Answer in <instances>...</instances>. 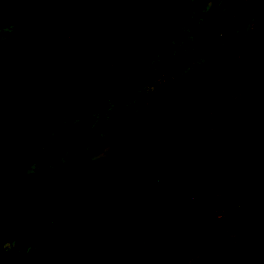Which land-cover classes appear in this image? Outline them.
Returning <instances> with one entry per match:
<instances>
[{
	"label": "rangeland",
	"instance_id": "rangeland-1",
	"mask_svg": "<svg viewBox=\"0 0 264 264\" xmlns=\"http://www.w3.org/2000/svg\"><path fill=\"white\" fill-rule=\"evenodd\" d=\"M246 1L188 0L184 10L175 14L174 27L162 43L147 53L154 76L164 82L166 100L157 109H147L140 103L137 86H134V95L128 92L127 97L124 94L121 100L114 102L117 111L128 116L118 120L121 130H113L100 143L85 150L70 147L66 135L68 127L76 126L82 113H70L61 104L52 107L53 120L48 132L34 147H24L19 156L23 161L16 165L18 173L11 175L13 171L7 172L4 178H0L6 200L13 209L20 213L24 209L19 180H27L41 168L51 174L70 175L81 186L84 193L76 203L78 213H83L96 199L110 207L156 211L185 202L198 190L217 195L243 193L245 199L250 193L254 195L256 206L247 203L235 206L228 231L234 238L241 227V238H244L247 225L261 217L260 208H264V166L247 163L239 167L234 162L239 138V79L244 67L225 60H212L210 51L203 45L209 40L222 53L255 55L264 67V50L261 49L264 43V0L253 4L235 29L228 27ZM56 2L0 0L2 128L15 123L33 128L43 122L39 114L43 96L56 92L54 84L47 81L51 71L60 79L58 93L67 98L75 97L88 92L93 84V80L78 78L81 71L91 74L88 63L100 68L102 62L106 64L115 55L121 64L128 65L136 59L138 49L145 41L157 34L156 21L148 13L143 0H127L120 16L112 21H105L99 10L82 3L79 10L64 15L61 23L70 25L93 11L92 20L84 22L81 31L62 51L53 53L50 47L39 49L32 40L33 25L26 29L15 27L17 5L27 3L47 13ZM184 15H190L197 26L192 25V19L185 21ZM101 38L114 48L101 49ZM38 70L46 71L44 78H38ZM178 71L183 85L177 84ZM119 73V80H135L138 76L133 69H122ZM211 76L219 77L221 83L211 81ZM117 83L114 82L106 97L100 100L101 104L119 93ZM219 87H222V94H213L212 88ZM204 99L209 102L201 103ZM254 115L264 118V99L255 102ZM51 139H54L52 143ZM13 142L11 137L5 148ZM5 151L0 147V153ZM132 158L141 160L142 164ZM93 194H96L95 198ZM220 222L216 224L212 219L193 223L189 219L181 223L180 230L188 233L186 241H173V247L179 248L173 252L174 264H218L225 231L223 221ZM23 230V234H19ZM111 231L115 240L125 237V231L120 227H112L90 238L76 236L67 260L75 262L93 257L107 245ZM70 232L69 225L55 228L49 222H39L34 228L25 226L18 232L13 228H0V245L8 248L18 243L32 261L38 259L32 254L33 249H38V243L44 246L46 253ZM169 235L163 228L141 232L138 238L143 242L134 248L138 264L152 262L153 252L147 243H160ZM257 235L259 247L247 259L249 264H264V224ZM131 255L132 245L119 253L124 264H132ZM107 258L108 253L104 256ZM30 264L54 263L43 253L42 258Z\"/></svg>",
	"mask_w": 264,
	"mask_h": 264
},
{
	"label": "trees",
	"instance_id": "trees-1",
	"mask_svg": "<svg viewBox=\"0 0 264 264\" xmlns=\"http://www.w3.org/2000/svg\"><path fill=\"white\" fill-rule=\"evenodd\" d=\"M127 0H57L47 13L39 11L35 6L27 3H18L16 28L26 29L33 25L34 33L32 40L39 49L50 47L53 53L60 52L66 44L81 31L85 21L92 20V12L86 17H82L70 25L61 23L64 15H70L79 10L85 3L91 5L93 10L100 11L105 21H112L120 16L122 8ZM135 0H132L134 2ZM148 9V13L155 19L157 34L153 39H147L138 49L136 59L128 65H123L113 55L110 61L100 68L97 65L88 63L90 75L86 71H81L78 78L83 81L93 80L91 89L76 95L75 97L63 96L58 93L60 79L52 71L47 77L56 87L53 94H45L39 108L40 117L43 122L33 128H27L22 123H15L8 128L0 126V147L6 150L0 153V178H4L7 172L14 175L18 173L16 165L23 161L19 158L24 147H34V144L48 132L53 116L51 109L56 105H65L68 112L82 113L81 120L77 125L68 127L67 138L70 147L85 150L88 146L100 143L105 135L110 136L111 132L121 130L119 119L128 118L117 111L114 102L121 100L129 92L134 95L133 87L137 86L139 101L147 109L154 110L160 107L167 98V91L162 80H157L154 76L153 67L147 60V53L162 43L166 35L174 27V16L184 10L188 0H143ZM258 0H247L238 10L234 19L228 23L230 29H235L241 22V18L251 9ZM124 6V7H123ZM185 21L191 18L184 15ZM192 19V25L197 26ZM178 26H181L178 25ZM133 28L137 29L136 26ZM101 49L111 50L114 47L105 39L99 40ZM204 49L211 53L212 60H225L233 64L243 65V75L239 79L241 89L240 108L238 111L237 132L238 141L235 147L234 162L237 166L244 164L264 166V118L254 115V105L258 99H264V67L255 55L238 56L234 53L219 52L215 45L207 40ZM264 50V43L261 44ZM110 53V51H109ZM150 59V58H149ZM5 64V63H4ZM122 69H133L138 74L134 80H119V72ZM46 71L38 70V78H44ZM179 72V71H178ZM96 74V75H95ZM176 76L177 84L183 85L184 81ZM161 76V75H159ZM85 77V78H84ZM211 81L221 83L219 77L211 76ZM118 81L119 93L112 95L104 101L106 94L112 89L114 82ZM50 84V83H49ZM4 87V86H3ZM1 90V87H0ZM122 90V92H121ZM213 94H222V87L212 88ZM24 102V101H23ZM207 104L209 99L200 101ZM93 109V111H92ZM164 128V127H163ZM13 137L14 142L5 148L6 143ZM54 139L50 140V143ZM48 144V143H46ZM49 145V144H48ZM5 148V149H4ZM10 148V149H9ZM137 164H142L141 160L132 158ZM8 173V174H9ZM25 179V180H24ZM19 180L22 184L24 196V209L20 213L13 209L6 200V195L2 190L0 182V228H13L20 231L25 226L36 227L37 223H51L55 228L61 225L71 227L70 234L62 241L44 252V246L38 243V249H33V255L38 256L29 261L30 256L18 243L12 247L5 248L0 245V264H30L42 258L43 253L54 264H94L97 261L102 264H124L119 253L132 245L133 255L129 256L132 264H138L137 251L135 246L139 245V235L141 232L150 229L163 228L169 232L167 240L157 243H147L153 252L151 264H174L173 252L179 248L173 247V241H186L188 231H181V223L191 219L193 223L199 220L207 222L214 220L219 224L223 221L225 226L222 248L219 253L218 264H249L247 259L259 247L258 230L264 224V208H260L261 217L253 219L248 225L244 238H241L242 228L239 227L236 237L229 236V225L233 219V208L237 205H255L254 195H248L247 199L243 193L239 194H213L204 190H198L192 198L182 203L161 210H134L129 207L107 206L104 201L96 199L83 213H78L76 203L84 193L76 180L67 174H51L47 170L36 169L30 178ZM93 198L96 194L92 195ZM112 227H120L125 231L123 239H113V231L108 236V243L99 250L93 257L85 258L81 261L67 260V253L73 245L76 236L90 238L105 233ZM24 230L19 234H23ZM177 232V234H176ZM16 237L15 235H13ZM4 242V241H2ZM6 242V240H5ZM32 243V242H31ZM35 245V244H33ZM170 249L172 253H170ZM108 253V258L104 259ZM139 256V255H138Z\"/></svg>",
	"mask_w": 264,
	"mask_h": 264
}]
</instances>
